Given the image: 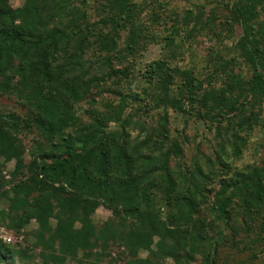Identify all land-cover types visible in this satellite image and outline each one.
<instances>
[{
    "label": "trees",
    "instance_id": "obj_1",
    "mask_svg": "<svg viewBox=\"0 0 264 264\" xmlns=\"http://www.w3.org/2000/svg\"><path fill=\"white\" fill-rule=\"evenodd\" d=\"M10 2L0 0V97L20 111L0 108V224L21 239L0 238V264H217L222 245L264 241V161L231 162L264 124V0H223L232 16L220 31L221 7L189 10L167 53L141 67L155 35L140 16L153 7L155 23L158 0H105L95 23L89 0ZM235 23L239 39L209 50L205 79L180 65L199 36L223 43ZM168 106L209 124L213 155L186 161ZM100 206L112 211L101 225Z\"/></svg>",
    "mask_w": 264,
    "mask_h": 264
},
{
    "label": "rangeland",
    "instance_id": "obj_2",
    "mask_svg": "<svg viewBox=\"0 0 264 264\" xmlns=\"http://www.w3.org/2000/svg\"><path fill=\"white\" fill-rule=\"evenodd\" d=\"M25 0H11V5L14 7L21 6ZM105 0H89V15L90 22H98L100 15V5ZM135 2L141 3L144 0H134ZM155 2L154 6L156 12L158 13V18L155 23H152V8L148 7V10L143 12L140 16V20L146 26L145 31L148 34L149 38L155 35V39L151 41L149 48L144 52V57L137 59L138 66L144 65L146 62L163 56L167 53L170 44H166L167 40L164 39L166 34L175 29H180L184 26V17L189 10H193L194 13H197L200 8L205 7L207 12H210L212 15L213 10L218 7L220 11L216 13V31H220L225 24L222 21H225L229 16L230 11L226 10V6L223 4V0H158ZM264 14V13H263ZM264 18V15H263ZM194 21H192L193 25ZM224 42L219 43L217 39H211L208 36H199L194 44L190 46L189 50L185 53L183 60L179 59V63L183 67H193L195 70L200 73L201 78L205 79L206 74L202 69L208 58L209 50L212 48L224 49L229 51L232 49L234 44L239 39L242 30L238 24H232L230 27L223 29ZM213 34V33H211ZM210 34V35H211ZM128 36V30L120 31L119 43L123 45ZM158 41V43H156ZM216 43L214 47L211 45ZM165 46V47H164ZM210 50V51H211ZM234 54V52H231ZM141 60V64H140ZM135 62V61H134ZM137 74V72H135ZM139 75H136V82L133 84V88L138 89ZM123 89H127V83L123 84ZM83 106L87 107V104L82 103ZM0 108L3 110H19L20 107L17 103L16 98L9 96L0 97ZM163 112L166 111L169 114L170 127L172 132L175 134L178 130L182 135L186 136L185 149H186V161H190L191 158L197 153V157L202 154L213 155L214 150V130L209 127L208 123L198 120L194 115H183L174 110L172 106L163 107ZM264 118V114H263ZM178 134V133H177ZM32 134L22 135L24 141L27 145L33 143ZM28 157V156H27ZM264 161V124L256 126L252 131L248 140V146L243 149L241 157H232L231 162L242 168L249 164H258L261 165ZM15 166V161H10L5 165L6 171H12ZM1 167V166H0ZM112 216V211L107 209L104 206H100L95 214L94 220L97 224L101 225L107 219ZM37 227V223L33 221L30 226L26 229V232L31 231ZM16 240L11 243H15L17 240H20L21 237L15 235ZM255 238V235L253 236ZM256 255V257L254 256ZM148 252H143L142 256H147ZM167 264H174L171 259H168ZM67 264H76L74 261H68ZM104 264H111L109 260H105ZM191 264H201V257L195 256ZM217 264H264V241L258 242L257 246H254L252 250L236 248L234 246L222 245L219 247Z\"/></svg>",
    "mask_w": 264,
    "mask_h": 264
},
{
    "label": "built area",
    "instance_id": "obj_3",
    "mask_svg": "<svg viewBox=\"0 0 264 264\" xmlns=\"http://www.w3.org/2000/svg\"><path fill=\"white\" fill-rule=\"evenodd\" d=\"M0 238L9 243L16 240V237L13 235V233L3 224H0Z\"/></svg>",
    "mask_w": 264,
    "mask_h": 264
}]
</instances>
